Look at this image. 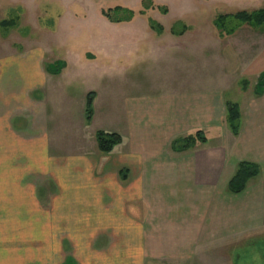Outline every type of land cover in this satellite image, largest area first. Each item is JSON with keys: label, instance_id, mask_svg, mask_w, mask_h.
<instances>
[{"label": "crops", "instance_id": "crops-1", "mask_svg": "<svg viewBox=\"0 0 264 264\" xmlns=\"http://www.w3.org/2000/svg\"><path fill=\"white\" fill-rule=\"evenodd\" d=\"M47 2L0 0V27L9 29L0 36L29 25L50 39L63 38L60 28L71 19L74 2L53 0L54 13ZM205 3L215 8L207 21L215 28L208 35L193 34L192 23L184 19L174 21L169 32L159 23L161 34L149 31L137 14L114 24L99 8L105 19L97 22L123 25L129 34L106 38L82 55L71 49L58 75L42 64L48 53L32 39L20 37L32 44L28 50L0 53V185L14 187L0 194L22 189L37 208L0 210V264H65L68 256L75 264H233V249L264 233V22L237 24L231 34L215 26L219 16L264 10V0ZM160 7L167 8L165 16L171 14L170 7ZM50 18L53 24L42 29L40 21ZM12 21L16 26L6 27ZM176 23L187 31L171 33ZM144 24L145 33H135ZM153 56L172 64L171 81L161 84L157 95L136 96L112 113L103 95L109 69L99 58L115 63ZM68 58L74 59L73 70ZM217 66L230 67L236 78L219 87ZM71 71L88 80L76 123L73 92L67 91L73 85L60 81ZM235 87L241 102H226L222 91ZM91 92L94 113L88 123ZM228 104L239 106L237 136L227 123ZM106 114L114 124L110 129L103 126ZM96 119L101 128L94 127ZM198 131L205 143L172 149L175 140ZM98 132L118 134L122 143L103 153ZM241 163L259 172L241 193L232 194L229 183ZM10 233L32 236L14 239Z\"/></svg>", "mask_w": 264, "mask_h": 264}, {"label": "rangeland", "instance_id": "rangeland-1", "mask_svg": "<svg viewBox=\"0 0 264 264\" xmlns=\"http://www.w3.org/2000/svg\"><path fill=\"white\" fill-rule=\"evenodd\" d=\"M74 3L72 4L73 15L69 22L66 23V26L60 28V32L63 29L62 36L63 38H49L45 36V33H41L38 31L36 26L24 25L19 28V31L16 33L10 32L6 34L3 38L0 36V53L3 51L6 54H10V52H22L24 50H28L29 46L32 45L30 43H41V50L45 51L47 56L42 58V64H46V69L49 70L50 75H58L63 66V60L66 58L67 54H70L71 49L76 50L75 52L83 53L86 51H91L93 46L96 43H100L104 40H114V36L129 34L128 30H125L123 25L118 26H105L101 25L100 22H97V19H105L99 13V8L103 9H113L115 7H123L127 9H131L139 15V12L142 9V0H72ZM156 4L160 6H168L171 8V14L169 16L163 15L161 12H153L150 13L148 17H140L139 21L143 19L144 23H146L147 28L150 31V27L147 23L148 19L151 18L156 22L162 24L169 32V26L178 19L188 20V22L192 23L193 26V34H203L208 35L212 32L214 25H208L207 22L209 19V13L213 16L215 8L211 7V4L205 5V0H152ZM49 5H52L49 8V12L53 13L57 11L58 7L53 2V0H48ZM83 6H81V5ZM43 10V6H41ZM82 9V11H81ZM32 13V12H30ZM140 16V15H139ZM76 19H75V18ZM79 21H78V20ZM42 22H44L42 20ZM41 28H50L49 24H53L52 18L46 19L42 24ZM187 22V21H186ZM207 22V23H206ZM48 24V26H45ZM211 24V23H210ZM138 26L135 30V33L144 34L145 27ZM140 27V28H139ZM204 27V28H203ZM207 28V29H206ZM215 28V27H214ZM206 29V30H205ZM7 28H1L0 32L8 31ZM198 32V33H197ZM32 39L30 43L26 41H22V39ZM2 38V39H1ZM107 38V39H106ZM66 39V42H62ZM34 41V42H33ZM43 41V42H42ZM59 46V47H57ZM68 46V48H64ZM51 48V51L49 49ZM81 53V55H82ZM53 54V55H52ZM52 55V56H51ZM208 56V54H207ZM60 57V59H59ZM65 57V58H64ZM209 57V56H208ZM57 58V59H56ZM87 58V57H86ZM200 65H204L206 61L203 55H200ZM1 59V57H0ZM101 63L105 66V68L109 69L106 72L105 77V92L103 93L100 89L99 92L103 95L105 94L109 99L107 102L108 108H112L113 112L121 111L127 105L129 99L134 98L136 96H144V95H157L160 91V85L171 81L173 77V73L171 72V68H173L170 62H164L161 59H157L153 57L146 58H135L131 60L130 58L125 59H117L114 63V58H99ZM74 60V59H73ZM71 58H68V62L70 63V67L73 70L74 61ZM88 60V58H87ZM135 62V64H134ZM44 64V65H45ZM207 66V65H206ZM217 69V85H222L225 81L228 83V79L236 78L234 74L230 73L231 68L224 66V69L220 66L216 67ZM223 69V71H221ZM74 77H78L73 80ZM66 79V80H65ZM228 80V81H227ZM233 80V79H232ZM60 81H65L64 84L72 83L73 86H70L67 91L72 93V97L74 98V105L70 106V108L74 111V123L78 121L77 111L78 105L82 98L85 97V92L88 88L87 85V77L81 75V73H74L71 71L65 77L60 78ZM135 83L138 85L136 89L129 88L128 83ZM222 87V86H219ZM166 90V89H165ZM224 99L229 103H240L241 102V94L239 88L235 87L229 90L222 91ZM108 112V111H106ZM104 112V114L106 113ZM102 113V112H101ZM101 113L99 116H101ZM111 113V114H112ZM64 116V115H63ZM106 117L109 119L110 117ZM101 118V117H100ZM102 119L104 121V128L110 129L114 124L112 123V119ZM95 120V119H94ZM100 120V119H99ZM97 119L95 121L94 127H100ZM101 128V127H100ZM96 130V129H95ZM95 132V131H94ZM93 141L96 143L95 134L93 133ZM97 145V144H96ZM103 156H107V154H102ZM0 189H11L14 190L13 186H1ZM12 192V191H11ZM13 193V192H12ZM2 197H5L2 200ZM10 198V201L7 198ZM18 198V199H17ZM14 199V200H12ZM33 199V198H32ZM6 200V201H5ZM34 200H30L28 195L24 193V190L20 189V192L16 195H4L0 194V210L2 209H28L31 211L37 210L35 207ZM25 209V210H26ZM32 234H16L10 233L9 237L11 238H21L28 239ZM0 237H4L0 234ZM255 238V239H254ZM250 238L246 241L240 242L238 246L240 248L233 249V264H264V233L258 237ZM262 238V239H258ZM258 239V240H256ZM1 245V244H0ZM237 246V245H235Z\"/></svg>", "mask_w": 264, "mask_h": 264}, {"label": "trees", "instance_id": "trees-1", "mask_svg": "<svg viewBox=\"0 0 264 264\" xmlns=\"http://www.w3.org/2000/svg\"><path fill=\"white\" fill-rule=\"evenodd\" d=\"M150 10H157L162 14L166 15L168 10L166 7H155L152 0H142V9L139 12L140 16H145ZM102 15L108 19L109 22L114 24L127 23L132 21L136 12L131 9L123 7H115L113 9L104 10ZM230 19V20H229ZM232 19V20H231ZM264 22V10L256 12H239L234 16L225 15L219 16L215 20V26L219 29L222 34H231L237 24H247L251 26H257ZM149 27L152 31L161 34L164 29L163 27L156 22L155 20L148 19ZM229 23H233L231 26H228ZM6 27L13 28L16 26V22L12 21L5 23ZM227 24V25H226ZM180 29V30H179ZM187 31L186 27H182L180 23H176L171 29L173 34H184ZM95 99V93L91 92L87 95L86 101V121L90 123L93 118V103ZM227 123L234 136L238 135L239 124H240V111L239 106L236 104L227 105ZM96 140L98 148L103 153H110L114 148L122 143V137L118 134H109L105 132H98L96 135ZM206 138L203 132L198 131L195 134L189 135L187 137L177 139L172 143V149L176 150H189L193 149L197 143H205ZM259 170L258 167L250 163H241L238 167V170L229 183L228 190L232 194L241 193L247 186V183L257 176ZM65 264H75L71 257H67Z\"/></svg>", "mask_w": 264, "mask_h": 264}]
</instances>
